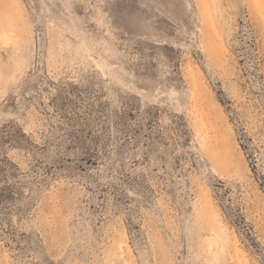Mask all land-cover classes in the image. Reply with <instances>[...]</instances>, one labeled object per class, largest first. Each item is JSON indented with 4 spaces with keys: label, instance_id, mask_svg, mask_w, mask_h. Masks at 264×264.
Instances as JSON below:
<instances>
[{
    "label": "rangeland",
    "instance_id": "obj_1",
    "mask_svg": "<svg viewBox=\"0 0 264 264\" xmlns=\"http://www.w3.org/2000/svg\"><path fill=\"white\" fill-rule=\"evenodd\" d=\"M0 264H264V0H0Z\"/></svg>",
    "mask_w": 264,
    "mask_h": 264
}]
</instances>
